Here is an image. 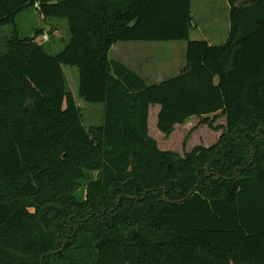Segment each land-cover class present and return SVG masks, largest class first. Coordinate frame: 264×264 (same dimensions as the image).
Masks as SVG:
<instances>
[{
	"label": "trees",
	"instance_id": "trees-1",
	"mask_svg": "<svg viewBox=\"0 0 264 264\" xmlns=\"http://www.w3.org/2000/svg\"><path fill=\"white\" fill-rule=\"evenodd\" d=\"M240 1L210 44L190 37L193 0H0V30L14 26L0 52V264H264V0ZM29 6L67 19L62 50L20 37ZM120 41H187L186 65L148 83L111 58ZM64 65L103 105L100 126L81 122ZM151 105L167 135L218 112L223 133L161 150Z\"/></svg>",
	"mask_w": 264,
	"mask_h": 264
},
{
	"label": "rangeland",
	"instance_id": "rangeland-1",
	"mask_svg": "<svg viewBox=\"0 0 264 264\" xmlns=\"http://www.w3.org/2000/svg\"><path fill=\"white\" fill-rule=\"evenodd\" d=\"M229 11L228 0H194L193 22L195 26L191 30V38L201 39L204 35L209 36L216 29L218 37L212 38V40L219 43L223 28L224 34L229 33L225 29L230 23ZM16 22L20 37H36L52 53L62 50L70 37L66 18H44L39 9L34 6L26 7L18 12ZM13 30L12 24L1 28L0 52L5 47V38L8 37L7 35H11ZM37 30L40 31L37 32ZM43 34H48V41H42ZM115 46H130L138 49L136 54H140L138 59L140 62L155 60L150 63L152 70L144 71L148 83L176 75L186 65L187 41H120ZM110 56L113 59L123 60L120 47L111 51ZM63 70L68 88L81 110V122L88 129L100 126L103 121V105L85 102L80 97V72L77 67L64 65ZM159 109V105L151 107L149 134L156 140L161 150H172L181 155L185 151H191L195 146L210 147L215 144L223 133L221 126L226 123L225 115L221 112L206 116H193L184 123L176 124L173 132L167 135L157 126ZM205 119L208 121L205 122ZM91 175L95 177L96 172H92Z\"/></svg>",
	"mask_w": 264,
	"mask_h": 264
},
{
	"label": "crops",
	"instance_id": "crops-1",
	"mask_svg": "<svg viewBox=\"0 0 264 264\" xmlns=\"http://www.w3.org/2000/svg\"><path fill=\"white\" fill-rule=\"evenodd\" d=\"M193 2H194V0H193ZM192 14H193V4H192ZM225 29L229 31V29H230V23L227 25V28H225ZM224 33L225 32H224V28H223L222 34H221V41L219 43L218 42L215 43L214 40H212V38L218 37V34H217L216 29H214L213 32L210 33L209 36L204 35L203 38H201V39L207 40L210 44H221V43H224L226 41L227 37H228V33L227 34H224ZM190 37H191V32H190ZM118 47L121 48V56H122V59H123L121 62L127 64L131 69H133L136 72L140 73L145 78L146 76L144 75V71L145 70L146 71L147 70L148 71L149 70H152V67L150 66V63L155 62V60H152V61H149V62H147V61L140 62L138 60L139 57H140V54H136V52L138 51V49H136L134 47H130V46H128V47H125V46H115V44H114L113 47H112V49H111V51L113 52V50L116 49V48H118ZM178 73H180V72H177L176 75ZM159 81H161V80H155L152 83L159 82ZM152 106L153 105L150 106V110H151V107ZM149 117H150V111H149Z\"/></svg>",
	"mask_w": 264,
	"mask_h": 264
},
{
	"label": "water",
	"instance_id": "water-1",
	"mask_svg": "<svg viewBox=\"0 0 264 264\" xmlns=\"http://www.w3.org/2000/svg\"><path fill=\"white\" fill-rule=\"evenodd\" d=\"M243 0H241L240 2H242ZM252 156H253V153H252ZM252 162V161H251ZM250 162V163H251ZM244 168H246V166L245 167H237L236 169H235V174L237 175V172H238V170L239 169H244ZM207 175L208 176H210L211 175V173L207 170ZM215 176V178H221V177H224V176H222V175H220L219 177H217L216 175H214ZM196 190V188L194 187L190 192H189V194L185 197V198H183V199H180V200H171V199H169L168 197H167V195H166V191H164V193H163V200L164 201H166V202H169V203H178V202H180V201H182V200H184V199H186V198H188L189 196H191L193 193H194V191ZM105 209L103 210V212L105 213ZM44 259V257L42 258V260Z\"/></svg>",
	"mask_w": 264,
	"mask_h": 264
},
{
	"label": "built area",
	"instance_id": "built-area-1",
	"mask_svg": "<svg viewBox=\"0 0 264 264\" xmlns=\"http://www.w3.org/2000/svg\"><path fill=\"white\" fill-rule=\"evenodd\" d=\"M35 6H36L37 8H39V3H36ZM48 40H49V36H48V34H43V35H42V41H48ZM39 42H40V41H39ZM40 43H42V42H40Z\"/></svg>",
	"mask_w": 264,
	"mask_h": 264
}]
</instances>
